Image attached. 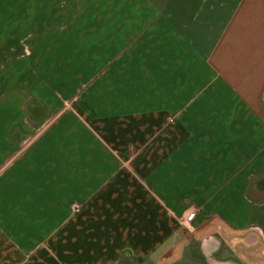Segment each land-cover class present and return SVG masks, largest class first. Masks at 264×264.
<instances>
[{"label":"crops","instance_id":"0c3cea01","mask_svg":"<svg viewBox=\"0 0 264 264\" xmlns=\"http://www.w3.org/2000/svg\"><path fill=\"white\" fill-rule=\"evenodd\" d=\"M0 30L31 72L0 264H264V0H0Z\"/></svg>","mask_w":264,"mask_h":264},{"label":"rangeland","instance_id":"374dc122","mask_svg":"<svg viewBox=\"0 0 264 264\" xmlns=\"http://www.w3.org/2000/svg\"><path fill=\"white\" fill-rule=\"evenodd\" d=\"M29 49L28 36H25L23 31L0 30V102H5V95L7 93L11 94V92L13 94L16 89L22 92H25L24 90L26 89L28 90V82L30 81L29 77L31 72L29 71L30 67L27 65L30 64L28 62L17 63L14 60L17 58L24 59L25 56H28ZM33 65L38 67V63H33ZM15 76L19 77H17V81L14 80L16 78ZM25 81H28L26 82V86ZM20 84L25 89H23ZM4 105L5 104H2V106ZM35 109H37V107ZM35 114L38 116L40 114V110L37 109ZM183 227L186 226L183 224ZM147 264H153V262H149Z\"/></svg>","mask_w":264,"mask_h":264},{"label":"built area","instance_id":"2783aa9c","mask_svg":"<svg viewBox=\"0 0 264 264\" xmlns=\"http://www.w3.org/2000/svg\"><path fill=\"white\" fill-rule=\"evenodd\" d=\"M191 218H192L191 215H188V214H185V215H184V221H185V222H186V221H189Z\"/></svg>","mask_w":264,"mask_h":264}]
</instances>
